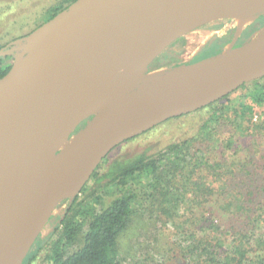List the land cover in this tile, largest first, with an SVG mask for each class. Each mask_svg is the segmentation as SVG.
<instances>
[{
	"label": "water",
	"instance_id": "1",
	"mask_svg": "<svg viewBox=\"0 0 264 264\" xmlns=\"http://www.w3.org/2000/svg\"><path fill=\"white\" fill-rule=\"evenodd\" d=\"M263 13L260 0H76L29 33L0 79V264L23 263L81 170L87 176L76 193L121 143L264 77V29L241 46L202 61L149 70L192 29ZM120 64L118 74L97 77L99 70ZM200 67L209 78H184ZM149 73L155 75L136 83ZM158 99L174 103L175 109L154 112L151 126L133 131L141 109L150 113ZM124 117L121 130L104 134ZM21 177L24 186L5 208L4 200Z\"/></svg>",
	"mask_w": 264,
	"mask_h": 264
},
{
	"label": "rangeland",
	"instance_id": "2",
	"mask_svg": "<svg viewBox=\"0 0 264 264\" xmlns=\"http://www.w3.org/2000/svg\"><path fill=\"white\" fill-rule=\"evenodd\" d=\"M62 1L0 0V44H5L12 38L28 35L37 29L36 27L42 24L50 11L57 9ZM263 18L264 13L257 18L249 19L242 28H237L235 18L202 24L179 37L184 38L183 45H178L176 48L179 49V58L182 62H189L215 37L230 30L235 32L234 36L237 39L242 31L255 22L254 24L259 27L255 32L245 36L242 43L244 44L261 34L264 24L258 21ZM170 45L166 49H169ZM232 48L233 45L226 46L224 51L232 50ZM11 61H14V56ZM177 65L179 64L171 67ZM171 67H164L163 70L166 71L165 68ZM162 72L164 71H160ZM243 94L244 90H239L234 92L230 99L240 101ZM258 113L256 108L253 119L259 120ZM208 117L207 110L192 112L180 119L162 122L143 135L121 143L98 165L100 166L99 174L104 173L108 163L117 157L134 156L147 150L151 155L165 149L169 144L195 137ZM254 135L256 139L244 138L240 132H236L234 124L229 123L215 130V137L223 141V151L228 159L235 161L246 155L245 149L248 145L253 150L264 146V131L254 129ZM230 139L234 140V145L233 148L228 149L227 141ZM146 183L147 181L142 180L136 186L130 184V188L137 193L142 186L145 188L148 185ZM93 187L94 181L89 180L81 193L65 197L55 206L30 252L37 247V242L44 241L55 232L61 219L68 212L71 200L77 194L80 198L88 195L89 198L84 205L87 207L91 205L96 212L104 205H108L115 196L118 197L121 194V191L117 192L114 188L106 187H101L97 192L92 193ZM159 194L153 192L148 196L147 193V195H139L140 198L136 199L128 227L118 238L121 264H208L212 259H216L217 264H227L225 257L231 261L230 264H237L235 260L243 249L249 251L250 259L255 258L256 254L264 253V214L262 215L264 212L261 211V209L264 211V202L258 206L261 201H264V199L258 200L264 195V189L261 186L253 188L250 194L255 198L256 204L257 200L259 201L258 205L252 209L251 215L245 210L246 213H236V206L239 205L243 196L242 190L239 193L232 190L226 191L225 194L214 198V201L207 203L195 199L196 195L193 191L184 190L181 187L171 189L166 199L163 197V201ZM96 197L100 204L96 203ZM216 224L220 226L219 230L214 228ZM85 230L86 228H83V231ZM52 239L54 240L55 237L53 236ZM49 248L50 242L43 244L42 249L30 264H46L45 256ZM71 250L73 248L68 252ZM233 258L235 259L232 261Z\"/></svg>",
	"mask_w": 264,
	"mask_h": 264
},
{
	"label": "trees",
	"instance_id": "3",
	"mask_svg": "<svg viewBox=\"0 0 264 264\" xmlns=\"http://www.w3.org/2000/svg\"><path fill=\"white\" fill-rule=\"evenodd\" d=\"M75 1L63 0L57 9L50 11L42 24ZM258 22L264 24V18ZM257 29L253 24L248 27L244 35L253 33ZM26 36L12 38L9 42L0 44V79L9 73L12 65L11 58L26 43ZM231 37L232 33L208 44L194 61L198 62L215 56ZM183 43V37L173 41L170 48L165 49L150 64L149 70L171 67L180 63L182 59L179 58V49L176 48ZM263 80L264 77L236 89L234 92L244 90L240 101L230 99L234 93L232 92L196 110V113L203 110L209 111V117L203 122L195 137L169 144L165 149L151 155L147 150L134 156L117 157L108 163L101 175L98 172L100 169L98 166L88 179V181H94L92 193L97 192L101 187H106L114 188L117 192L121 191L120 196H115L108 205H104L101 210L96 212L91 205L88 207L84 205L89 198L88 195L80 198L77 194L71 200L68 212L61 219L60 225L54 230L55 232L44 241L37 242V247L26 256L22 264H30L42 249L43 244L47 242H50V248L45 256L46 264H121L118 254V238L128 227L136 199L140 198L139 195H147V193L150 196L153 192H158L163 201V197L166 199V195L171 192V189L181 187L184 190L193 191L196 195L195 199L207 203L214 201V198L225 194L226 191L232 190L239 193L242 190L243 196L239 205L236 206V213L249 212L251 215L252 209L258 205V200L264 199V195L259 197L256 204L255 198L250 195L253 188L261 186L264 189V146L253 150L248 145L245 149L246 155L239 157L236 161L228 159L223 151V141L219 140V137H215V130L226 123L234 124L236 132H240L244 138H255L254 129L264 131ZM256 108L259 112V120L253 119ZM186 115L188 114L164 122L177 120ZM149 130L135 135L129 140H133ZM233 145L234 140L227 141L228 149L233 148ZM142 180L147 181L148 185L145 188L142 186L141 190L135 193L130 188V184L136 186ZM87 182L79 193L85 189ZM95 201L100 204L98 197L95 198ZM263 202L261 201L258 206H261ZM261 211L264 212L262 209ZM211 227L213 228V226ZM83 228L86 230L83 231ZM214 228L219 230L220 226L216 224ZM53 236L55 239L51 240ZM72 248L73 250L68 252ZM238 256V259L235 260L237 264H264V253L256 254L255 258H251V260L249 251L243 249ZM224 260L228 262L227 264L231 263L227 257ZM208 264H217V261L212 259Z\"/></svg>",
	"mask_w": 264,
	"mask_h": 264
},
{
	"label": "bare ground",
	"instance_id": "4",
	"mask_svg": "<svg viewBox=\"0 0 264 264\" xmlns=\"http://www.w3.org/2000/svg\"><path fill=\"white\" fill-rule=\"evenodd\" d=\"M260 1H264V0H260ZM248 18L246 16H238L235 18V25L237 26V28H242L244 27V25L248 22ZM178 34V32L173 33L170 38L168 39V41H173L175 38V36ZM167 41V42H168ZM122 65L120 64L119 67L117 68H110L107 70H99L97 72V77L100 78L101 75H114V74H118L119 71L121 70ZM155 75V73H149L147 75L144 76H140L138 77V79L136 80V83H144L146 81H148L150 78H152ZM184 78L187 81H195L198 79H206L209 78L208 75H206L202 68H197L195 70H189L186 73H184ZM163 110V111H173L175 109V105L174 103H171L167 100H163V99H158L155 102V106L153 107L152 110H150V113L147 111V109L142 108L140 114H138V118L135 121L134 124V129L133 131H140L143 129H146L147 127L151 126L154 123V112L158 111V110ZM127 122L126 117L122 118L119 121H115L113 122L109 127H107L106 129H104V134L111 132V131H115V130H121L122 129V125L125 124ZM101 140V138L99 139V141ZM44 166L47 168V164H45L44 162ZM87 176V172L81 170L80 174L75 178V180L70 183L62 192V194L64 195V197H70L73 196L78 189L80 188V186L82 185L83 181L85 180ZM25 184V179L24 178H19L18 182L15 185V189H12V191L9 193V195L6 197V199L4 200V207L8 208L10 206L13 205V203L16 200V195L19 192V190L24 186ZM36 223L33 222L32 226H35Z\"/></svg>",
	"mask_w": 264,
	"mask_h": 264
},
{
	"label": "flooded vegetation",
	"instance_id": "5",
	"mask_svg": "<svg viewBox=\"0 0 264 264\" xmlns=\"http://www.w3.org/2000/svg\"><path fill=\"white\" fill-rule=\"evenodd\" d=\"M255 23V22H254ZM253 23V24H254ZM251 26V25H250ZM250 26H248V27H250ZM248 27L244 30V31H242L241 32V34L238 36V38L237 39H235V41L233 42V48H237L238 46H240L243 42H244V38H245V36L246 35H244V33H245V31L248 29ZM256 27L258 28V25H256ZM239 28V27H238ZM230 33H232V37H231V39L229 40V42H227L226 44H224V46L222 47V49L224 48V47H226L228 44H230L233 40H234V31H230V30H227L225 33H223L221 36H217V37H215L213 40H212V42H214V41H216V40H218V39H222V38H224V37H227ZM251 34V33H250ZM249 35V34H248ZM211 42V43H212ZM205 48V47H204ZM204 48H202V49H204ZM199 55V54H198ZM198 55H196L195 57H193L189 62L190 63H194V62H196V61H194L196 58H197V56ZM187 61H185V62H180V63H178V64H182V63H186ZM86 122L87 121H84L79 127H78V129L76 130V131H78V130H80L81 128H83L84 126H85V124H86ZM75 131V132H76Z\"/></svg>",
	"mask_w": 264,
	"mask_h": 264
},
{
	"label": "crops",
	"instance_id": "6",
	"mask_svg": "<svg viewBox=\"0 0 264 264\" xmlns=\"http://www.w3.org/2000/svg\"><path fill=\"white\" fill-rule=\"evenodd\" d=\"M235 39H236V37L234 36V40L230 43V44H228L227 46H230V45H233V42L235 41ZM225 48V47H224ZM223 48V49H224Z\"/></svg>",
	"mask_w": 264,
	"mask_h": 264
}]
</instances>
